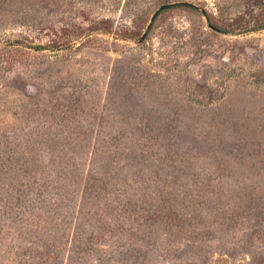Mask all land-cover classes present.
<instances>
[{
	"label": "rangeland",
	"instance_id": "374dc122",
	"mask_svg": "<svg viewBox=\"0 0 264 264\" xmlns=\"http://www.w3.org/2000/svg\"><path fill=\"white\" fill-rule=\"evenodd\" d=\"M176 2L203 12L139 42ZM261 25L264 0H0V264H264Z\"/></svg>",
	"mask_w": 264,
	"mask_h": 264
},
{
	"label": "water",
	"instance_id": "95a60500",
	"mask_svg": "<svg viewBox=\"0 0 264 264\" xmlns=\"http://www.w3.org/2000/svg\"><path fill=\"white\" fill-rule=\"evenodd\" d=\"M175 6H182V7H189V8H193V9H197V10H200L203 12V10L199 7H197L196 5H193L191 3H187V2H176V3H172V4H167V5H162L161 7H159L155 13L152 15L151 19H150V22L147 26V29L146 31L142 34V36L140 37L139 39V42H142L145 37H146V34H147V31L150 29L151 25H152V22L154 21L155 17L159 14V12L165 10V9H168V8H171V7H175Z\"/></svg>",
	"mask_w": 264,
	"mask_h": 264
},
{
	"label": "trees",
	"instance_id": "16d2710c",
	"mask_svg": "<svg viewBox=\"0 0 264 264\" xmlns=\"http://www.w3.org/2000/svg\"><path fill=\"white\" fill-rule=\"evenodd\" d=\"M208 25H209V27H210L212 30H214V31H216V32H219V33H222V34H229V33L231 32V31H229V30L222 29V28L219 27V26H215V25L209 23V21H208ZM260 27H264V25H261ZM260 27L253 28V29H251V30H249V31L264 29V28H260ZM36 48L42 50V47H36Z\"/></svg>",
	"mask_w": 264,
	"mask_h": 264
}]
</instances>
